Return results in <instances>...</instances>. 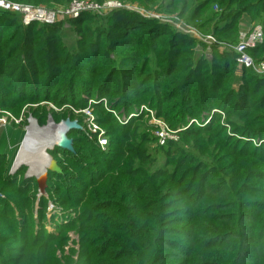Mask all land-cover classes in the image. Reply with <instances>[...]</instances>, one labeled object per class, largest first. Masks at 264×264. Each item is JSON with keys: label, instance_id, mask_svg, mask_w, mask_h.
I'll list each match as a JSON object with an SVG mask.
<instances>
[{"label": "trees", "instance_id": "1", "mask_svg": "<svg viewBox=\"0 0 264 264\" xmlns=\"http://www.w3.org/2000/svg\"><path fill=\"white\" fill-rule=\"evenodd\" d=\"M8 1L52 10L65 8L74 0ZM118 1L138 2L151 11L175 15L202 35H213L219 44L209 46L190 34H181L173 26L137 13H107L118 21V55L133 63L142 62L141 75L120 79L112 93L111 88L102 91L101 87L109 80L114 82L116 72L98 76L99 85L91 88L89 97L98 101L93 106L101 110L99 123H110L115 128L108 132V149L100 151L89 141L79 148L82 154L58 147L51 152L60 150L69 155H62L64 161L57 158L63 174L49 173L47 192L51 189L53 199L72 203L81 212H76L67 225L59 226L58 235H33L36 229L28 227H36L34 213L21 206V216L8 219L13 235H0V264H62L55 254L57 247L69 240L70 231L80 238L85 259L82 264H166L174 257L182 258L179 264H195L193 259L201 252L216 250L218 242L221 249L231 244L235 259L227 257L218 262L203 254V264H240L238 259L264 264V142L260 146L253 142L264 140V77L248 69L240 71L232 49L246 20L261 24L264 29V0ZM9 14L16 15V23L18 18L22 21L19 14L0 9V18ZM87 16L95 15L86 11L70 20L85 37L87 30L81 25ZM35 24L39 23L23 27L32 28ZM204 27H208L207 32ZM0 31L7 30L0 25ZM120 31L125 36H119ZM5 39L0 36V44ZM209 50L211 57L207 56ZM251 55L256 60L264 59V45L251 51ZM8 61L4 51H0V108L5 110L17 104L3 102L6 89L12 85L8 79L14 76L6 71ZM152 78L153 83L148 84ZM135 80L141 87L131 101ZM238 82L241 92L236 91ZM188 85L195 86V90H187ZM104 98L114 112L119 105L129 104L130 115L146 105L171 128L182 129L179 141L165 146V165L159 164L148 147L155 138L146 131L151 125L143 120L145 114L119 124L113 110L104 106ZM85 105L80 108L85 109L88 104ZM25 167L13 175L11 162L7 170L0 165L2 207H9L12 198L30 190L26 187L34 178L24 174L20 182L17 177ZM51 177L54 186H50ZM257 180L262 184L257 188L258 198L252 202L247 194L253 189L249 183ZM72 191H76L75 197L70 196ZM213 195L221 201L212 202L209 196ZM22 198L29 203L32 196ZM252 207L255 208L249 210ZM218 211L227 212L219 216L223 225L220 229L225 233L219 237L218 225L209 223L213 221L211 213ZM18 225L24 228L19 229ZM226 229H231L228 234ZM17 242L22 247L19 252L14 250ZM176 250L182 251L180 256L174 255Z\"/></svg>", "mask_w": 264, "mask_h": 264}, {"label": "rangeland", "instance_id": "2", "mask_svg": "<svg viewBox=\"0 0 264 264\" xmlns=\"http://www.w3.org/2000/svg\"><path fill=\"white\" fill-rule=\"evenodd\" d=\"M78 1L89 3V5H92L93 3L104 5L109 1L120 2L118 0H107L106 2H97L95 0ZM120 3L122 5H119L118 3L115 8L108 7L106 9L88 10L87 12H91L95 16H87L85 22L81 25L84 27L85 31L87 30L86 37L84 35L82 36L81 33H78L75 26L70 24V20L78 19L82 14L81 13L79 16L68 14L67 10L71 9V3L62 9L50 10L45 7L48 12H58L59 15L57 21L51 23L46 21H35L39 24H35L32 28L29 27L31 29H25L23 27H28L31 23L25 24L19 13L16 14L21 16L22 21L18 18L17 23L14 20L16 17L14 14H9V16L3 15V17L0 18V25L7 30L6 32L0 31V36L6 38L4 42L0 44V51H4V56L9 58L8 63L5 65L6 71L9 72V74L14 75L12 79H8L10 80L8 83L12 85L10 86V89H6L7 95L3 99V102L8 103L15 101V104L17 103L13 109L6 108L8 110H2L10 113L14 118L19 120L18 123L12 122L5 126H0V152L6 151L4 154L0 153V165L3 164L6 166V170L7 167H9L10 162L11 167L13 168L18 151L24 139L30 134V130H32L30 128L32 123L37 124L39 129H43L48 126L49 115H52L57 123L66 118L77 120L79 122L82 129L79 131L73 130L70 134V138L74 141V152L78 151L79 154H82L80 153L81 151L79 148L84 144H88L89 141L95 143L100 151H106L108 149L110 144V136L108 132L115 131V128L112 127L110 123H104V125L101 122L99 123L98 116H102L101 110L98 108L96 110V108H94L93 104L98 103V101L89 97L90 90L93 86L97 89L100 79L98 76L100 74L110 71L116 72V74H114L116 80L114 82L109 80L107 84H104L105 81H102V84L104 85L101 87V90L105 91L108 88H111L112 90L109 91L112 93L120 79L128 78V76L131 75L140 76L141 74H139V72L142 65V62L138 63V61H136L133 63L128 60H123L121 54L118 55L120 48L117 46L118 35L115 31L118 21L114 16H108V14L113 11L126 10L129 11V13H137L145 18L157 19L161 23L168 24L171 27L173 26L175 30L181 34H186V32L180 28V24H186L182 18L166 14V12L160 14L151 11L149 8L144 7L138 2H129L126 4L123 2ZM106 14L108 17L104 16ZM255 24L246 20L241 24V28L242 30H249ZM203 30L207 32L208 27H204ZM210 30H212V27H210ZM123 34H125L124 31H122L119 36H125ZM5 46L7 50L4 49ZM151 65L155 67L154 64L151 63ZM10 66L14 67L12 68ZM2 68L3 66L0 64V69ZM153 78L151 81H148V84L153 83ZM132 82L135 85V92L130 95L131 101L135 99L134 94L136 93L138 86L141 87L139 81L135 80ZM237 84L236 91L241 92L239 82ZM195 88V86H187V90L190 91L195 90ZM14 91L17 93L11 95V92ZM102 101L104 106L108 107L106 108L107 110L110 112L112 110L114 111V109L111 110L109 108L108 101L105 98L102 99ZM106 102L107 106L105 105ZM84 103H86V105L88 104V106L85 109H81L80 107H82ZM91 106H93V108ZM129 106V104H126L125 106L124 104H121L116 107V113L113 116L119 124L123 123L118 121L116 115L121 117L125 116L124 123L134 121L133 118H138L143 115V113L138 115L134 114L133 116H130L131 114L128 115L127 110H130ZM87 108H90L91 113L86 111ZM143 120L148 121L147 123L151 125L149 129L146 128V131L150 136L152 135L155 138L154 141H151L148 144L150 152L158 159L159 164L163 166L165 165V149H167L165 146L170 142L162 143L155 133L159 129V126L151 123V119H147L145 116ZM91 124L92 126H90ZM94 125L98 127V133L93 132V130H95ZM29 128L30 130H28ZM36 134H38V132ZM104 139L108 140V146H100L99 142ZM179 139L180 135L178 140L171 142H178ZM55 150L56 148L52 152ZM85 153H89V151H86ZM52 155L54 158L56 157V160L58 158L59 160L64 161L62 155L64 156L66 154L57 150ZM28 169L29 167L26 166L18 174L17 177H19L18 180L20 182L23 175L25 174L26 176ZM74 170L78 172V170ZM14 173L16 172L10 171V174L14 175ZM64 179L65 178H62L61 181H64ZM35 180V178L29 180V185H27L26 188H29L30 190L20 197L16 196L15 198H12L9 207H2L3 203L0 201V235H13V229L11 228L12 225H10L8 219L13 218V216L20 217L22 214L20 211L21 206H23V209L27 210V212L31 210V212L33 211L34 213L33 222L36 221V227H28L29 229H36V231L33 232V235H37L38 232H46L47 235L52 236L58 235L59 226L67 225L73 220V218H75V215L77 214L76 212H81V209L72 206V203H60L55 200L58 197L53 199L54 195L52 197L51 189L45 196H42L45 198V201H42V197H39L38 183ZM52 180L53 177H51L50 186H54ZM70 184L74 185L75 182ZM249 184L253 189L248 191L247 194H249L248 196L253 199L252 202H254L255 198H258L257 188L261 186L262 182L257 180ZM198 189L199 187H196L195 192H197ZM26 195L32 196L29 203H25L22 198V196ZM70 196L75 197L76 191H72ZM209 197L212 202L218 203L221 201L214 195ZM15 206L16 208H14ZM254 208L255 207H252L249 210H253ZM226 213L227 212L223 211L211 213L213 221H209V223L211 222L210 225L213 226H215V224L218 225L217 229L220 230L217 234L218 237L225 235L224 231L220 229L222 228L220 226L223 225H220L221 223H219L218 220L219 216ZM250 213H254V211H250ZM18 228L23 229L24 227L23 225H18ZM229 230L231 229H226L227 234ZM68 237L69 240L65 244L59 247L56 245L57 252L55 258L61 260L62 264L85 263V259L82 256V245L79 236L75 234V232L70 231L68 232ZM171 239L175 238L171 237ZM213 239H215V237H211V240ZM179 241H181V239ZM230 245L231 244H227L226 248L221 249V243L218 242V248L216 250L211 253L201 252L199 257H196L193 260H195V264H203V254H205L208 258L218 262L225 261L227 257H230L233 261L235 255ZM14 248L15 252H19L22 247L19 242H17V245ZM108 250H110V247H108ZM8 252V254L12 255L11 251ZM178 252L179 251L176 250L174 255L180 256L182 251L181 253ZM181 260V257L169 258L166 261V264H179ZM238 262L240 264H248L249 261L246 259H238ZM106 264L111 263L107 261Z\"/></svg>", "mask_w": 264, "mask_h": 264}, {"label": "built area", "instance_id": "3", "mask_svg": "<svg viewBox=\"0 0 264 264\" xmlns=\"http://www.w3.org/2000/svg\"><path fill=\"white\" fill-rule=\"evenodd\" d=\"M118 3L119 5H122L120 2L116 1H109L104 5L94 3L92 5H89V3L74 0L71 3V9L67 10V13L79 16L82 12H86L90 9H106L108 7L115 8ZM0 9L7 12L19 13L22 16L23 22L25 24H30L35 21H46L50 23L56 22L59 15L58 12H48L45 8L42 7H34L32 5L12 2L8 0H0ZM180 25V28H182L187 34L194 36L195 38L205 42L209 46L219 44L217 42V39L213 35L204 36L196 29L185 23ZM262 45H264V29L261 24H255L249 30H243L240 32L238 43L235 46H232V49L236 54V61L240 71H242L243 69H248L253 71L258 76L264 77V59L256 60L251 55V51ZM209 51L207 53V56L211 57V51L210 54ZM105 105L107 106V102L105 103ZM86 111L91 113L90 108H87ZM113 113L115 114L116 112L113 111ZM142 113L145 114L146 118L151 119V123L159 126V129L155 133L157 135V138L162 143L178 140L179 133L182 131V129H172L163 119L157 117L156 112L150 107L143 105L136 113H132L130 116ZM116 118L120 123L124 124L125 116L121 117L119 115H116ZM12 122L18 123L19 120L14 118V116H12L10 113L5 112L2 110V108H0V126H5L8 123L10 124ZM90 126H92V124ZM94 128L95 130H93V132L98 133V127L94 125ZM253 142L256 145L260 146L264 142V140H253ZM99 144L100 146H108V140L104 139L100 141ZM18 169L12 168L11 172H16Z\"/></svg>", "mask_w": 264, "mask_h": 264}, {"label": "bare ground", "instance_id": "4", "mask_svg": "<svg viewBox=\"0 0 264 264\" xmlns=\"http://www.w3.org/2000/svg\"><path fill=\"white\" fill-rule=\"evenodd\" d=\"M30 128L28 129L31 131H28L30 134L26 136L18 151L14 168L18 169L25 165L29 167L30 175L40 176L49 168L47 151L56 140L52 138L53 129L49 126L39 129L37 124L32 123ZM37 132L38 134H36ZM40 134L43 136L40 137Z\"/></svg>", "mask_w": 264, "mask_h": 264}, {"label": "water", "instance_id": "5", "mask_svg": "<svg viewBox=\"0 0 264 264\" xmlns=\"http://www.w3.org/2000/svg\"><path fill=\"white\" fill-rule=\"evenodd\" d=\"M48 126L53 129L52 131V138H55L56 142L52 144V147L49 148L47 151L48 156V170L42 175H30L29 169L26 173V178H35L38 187H39V197L45 196L48 189V178L49 173H55V174H63V169L59 165L58 161L53 157V155L50 153L52 152L56 147L61 148L63 150H67L70 152H74V141L72 138L69 137V133L73 130H81L82 127L79 124L77 120H71L70 118H66L64 120H61L60 122H56L52 115H49L48 117ZM47 127V126H46ZM45 135V134H44ZM43 134H40V137H42ZM17 158V157H16ZM16 160V159H15ZM15 165L13 166V169Z\"/></svg>", "mask_w": 264, "mask_h": 264}]
</instances>
